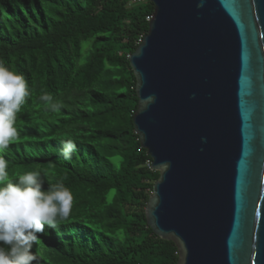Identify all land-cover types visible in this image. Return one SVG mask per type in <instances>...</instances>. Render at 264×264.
Returning a JSON list of instances; mask_svg holds the SVG:
<instances>
[{
	"label": "trees",
	"instance_id": "1",
	"mask_svg": "<svg viewBox=\"0 0 264 264\" xmlns=\"http://www.w3.org/2000/svg\"><path fill=\"white\" fill-rule=\"evenodd\" d=\"M154 8L150 0H0V62L24 74L33 93L18 114L19 139L4 153L10 176L43 169L45 190L67 176L74 196L70 220L39 234L40 264L178 262L176 244L147 222L160 173L133 122L130 55ZM44 93L63 103L58 114L46 109ZM68 136L78 151L64 160L53 149Z\"/></svg>",
	"mask_w": 264,
	"mask_h": 264
},
{
	"label": "water",
	"instance_id": "2",
	"mask_svg": "<svg viewBox=\"0 0 264 264\" xmlns=\"http://www.w3.org/2000/svg\"><path fill=\"white\" fill-rule=\"evenodd\" d=\"M130 55L148 225L177 264H264V0H150Z\"/></svg>",
	"mask_w": 264,
	"mask_h": 264
},
{
	"label": "clouds",
	"instance_id": "3",
	"mask_svg": "<svg viewBox=\"0 0 264 264\" xmlns=\"http://www.w3.org/2000/svg\"><path fill=\"white\" fill-rule=\"evenodd\" d=\"M89 45L90 41H82L83 49ZM76 63L79 66L82 61ZM32 94L24 74L0 62V264H40L44 254L39 234H46V228L58 230L68 222L74 205L73 192L64 183L67 176L48 180L46 190L44 177L48 173L43 169L10 176V160L4 153L19 139L18 114ZM40 99L51 113L58 114L64 107L51 94L44 93ZM60 139L62 148L53 151L71 160L78 151L76 142L71 136Z\"/></svg>",
	"mask_w": 264,
	"mask_h": 264
},
{
	"label": "built area",
	"instance_id": "4",
	"mask_svg": "<svg viewBox=\"0 0 264 264\" xmlns=\"http://www.w3.org/2000/svg\"><path fill=\"white\" fill-rule=\"evenodd\" d=\"M138 2H143V1H146V0H137ZM152 162H150L149 164H151Z\"/></svg>",
	"mask_w": 264,
	"mask_h": 264
}]
</instances>
